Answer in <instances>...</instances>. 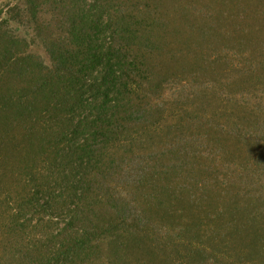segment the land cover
<instances>
[{"label":"trees","instance_id":"1","mask_svg":"<svg viewBox=\"0 0 264 264\" xmlns=\"http://www.w3.org/2000/svg\"><path fill=\"white\" fill-rule=\"evenodd\" d=\"M124 1L60 0L59 4L55 3L64 7L63 16L68 17L70 30L67 43L60 42V50L45 45L53 62L50 67L43 65L40 58L38 61L21 58L20 63V57L14 56L19 46L10 38L9 23L0 21V32L5 31L0 33V48L8 57L0 60V191L8 202L7 207L12 206L5 212L6 224H2L0 235L5 242L14 243L15 250L16 244L21 246L9 256L11 264H94L101 258L94 250L101 251L104 244L111 246L108 254L113 261L110 262L122 264L124 251L129 252L134 242H141L139 238L143 235L149 239L144 244L146 249L152 252L161 249V255L150 257L162 259L161 256L168 255V244L161 239L160 244L156 231L147 232L145 220L133 219L141 201L146 207L153 202L160 203L156 213L148 210V214L161 224L175 225L174 229L190 236L194 233L197 217L194 218L191 208L184 207L179 214L173 211L176 218L183 216L187 221L176 225L179 223L163 202L172 190L158 181L159 177L165 176L168 180L178 172L165 171L168 166L160 165L161 160L169 162L179 153L173 141V137H179L173 136L177 126L157 142L155 150L161 147L162 157L153 153L155 157L141 161L138 156L141 148L138 132L143 127L138 95L141 81L144 78L150 90H158L164 89L169 80L151 74H147V80L143 76L148 64L138 59L139 55L146 58L140 43L146 39L150 47L157 30L142 15L141 21L135 19V13L131 12L134 6L125 2L119 7ZM30 3L35 18L37 4L34 0ZM131 3L136 2L131 0ZM125 6L127 9L122 11ZM111 8H117L119 13ZM68 12L73 14L72 18ZM190 19L191 16L182 30L192 29L194 33L198 29L199 33L198 24L195 26ZM137 25L145 39L132 42ZM213 31L195 32L193 38L202 41V37ZM239 34H236L238 38ZM48 40L50 43L55 39ZM157 51L154 45L150 55L157 56ZM220 51L222 56L215 54L219 59L230 60L235 56L242 59L244 55L237 46ZM257 123L248 122L239 114L215 111L208 125L215 141L209 136L208 143L210 146H213L211 143L228 144L229 136L243 152L258 151L264 144V130L257 125L254 129L259 133L255 132L252 127ZM146 148L150 149L149 145ZM158 165L162 171H158ZM258 183L262 186H251L254 189L251 194L260 203L257 202L259 205L249 220L245 222L242 217L234 225L237 232L228 235V222L218 220L214 226H208L209 235L213 234L209 237L211 246L198 248L204 251L201 258L213 256L211 252L215 249L224 256L230 255L225 248H231L233 256L238 258L255 255L260 260L264 257L261 234L264 175H260ZM187 185L191 188V181ZM129 193L134 195L127 198ZM137 197L142 198L138 204ZM144 211L147 213V209ZM221 214L217 219H221ZM240 214L229 208L227 216L234 223ZM100 215L102 218H98ZM133 220L134 225L130 227L127 223ZM236 237L241 239L239 245ZM155 240L159 243L152 242ZM175 248L176 252L180 249ZM186 256L190 258L192 254ZM215 259L213 264H219ZM199 264L211 263L204 258ZM255 264H264V261Z\"/></svg>","mask_w":264,"mask_h":264},{"label":"rangeland","instance_id":"2","mask_svg":"<svg viewBox=\"0 0 264 264\" xmlns=\"http://www.w3.org/2000/svg\"><path fill=\"white\" fill-rule=\"evenodd\" d=\"M30 1L0 0V21L9 23V31L12 33L10 38L19 46L14 54L15 57L36 61L40 58L43 65L50 67L53 62L45 45L51 49L60 50V42L67 43L68 17L66 19L63 16L62 8L64 7L61 8L55 4H59L60 0H34L37 4L35 11L37 15L34 18ZM125 2L134 6L131 12L135 13V19L141 21L142 15L143 20H148L153 29L157 30L155 42L150 44V47L145 42V37H141L138 32L139 25L136 27V37L132 38V42L145 39L140 44L144 47L141 53H144L146 58L138 56L139 60L148 64L144 67L146 75L143 76L147 77V80L149 77L147 74L161 80H169V84L167 83L164 89L158 90H150L144 78L141 81V93L138 95L141 98L139 104H141L143 127L138 132L141 147L138 156L141 161L155 157L153 153L162 157L161 147L155 150L157 142H160L169 130L170 133L174 131V127L177 126L173 136L179 137H173V141L180 154L173 155L169 162L161 160L160 165L168 166L165 171L178 172L170 176L168 180L165 176L158 179L161 185L169 186L172 190L169 194L175 199H171L169 195L165 201H162L167 204V210L170 209L169 214L174 218L177 215H174L173 211L179 214L184 207H190L194 218L197 217V224L193 227L192 236L184 231L181 233L173 228L175 225L171 227L165 221L163 225L155 216L148 214V210L156 213L160 203L153 202L146 207V204L141 201L142 198L137 197V204L141 202L133 219L145 220L147 232L156 231L159 234L158 241L160 244H162L161 241L168 244L169 252L166 257L161 256L162 259H153L154 255L158 256L161 253V249H157L158 252L146 249L144 244H147L149 239L143 235L139 238L141 242H134L129 252L124 251L122 264H165V262L194 264V261L199 264L204 258L213 264L216 261L215 257L219 260V264H255L260 260L264 261V257L258 260L255 255L234 257L231 248H225L231 253L227 256L216 249L214 253L211 252L212 249H209L213 256L204 258H201L204 251L198 250V248L211 246L209 237L213 234L209 235L208 226H214L218 220L228 222L229 228L226 235L233 234L237 232L234 225L238 224L242 217L247 222L259 205L257 202L260 203L252 197L254 195L251 193L254 189L251 186L260 185L257 181L259 182L261 174L264 175V144L258 151L247 149L243 152L234 146L232 139H228V136V144L211 143L213 146H210L209 136H212L214 141L215 136L211 134V128L208 125L213 112L218 111L220 114V111H226L227 114H239L248 122H258L252 129L261 125V131L264 130V0H135V4H139L138 9L131 0H125L120 6L116 2V5L121 7ZM139 7L141 8L137 13ZM111 9L114 13H119L117 8ZM126 9L127 6L122 7L121 10ZM66 14L70 18L73 16L70 12ZM190 16L189 21L195 26L198 24L199 33L198 29L194 33L192 29L182 30V26L184 27ZM202 30L214 31L213 34L207 35L208 39L202 37V41H197L193 36H196L195 32L200 34ZM130 31L134 30L131 28ZM217 31L218 34L215 33ZM0 33L5 34V31ZM238 33H241L240 38L236 35ZM38 34L40 35L37 36ZM52 35L56 38H50ZM40 36L42 39L39 38ZM48 39L55 40L48 43ZM154 45L158 47V55L152 57L150 53ZM234 46L244 52L242 59L235 56L225 60L215 56V54L222 56L220 50L224 51ZM11 50L12 53L15 52L14 49ZM5 58L8 57L0 48V60ZM256 116L258 118H255ZM254 131L259 133L256 129ZM148 145L150 149L146 148ZM160 165L157 166L158 171L163 170L159 167ZM260 171L261 174L258 173ZM187 181L188 183L191 181V188H188ZM132 195L134 193H129L127 198ZM7 204L0 191L1 233L2 224H6L5 212L12 207H7ZM229 208H232V211L241 212L238 217H235L234 223H231L227 216ZM11 213H8V219ZM220 214L221 219H217ZM176 220L178 223L187 222L186 217L183 216L177 217ZM262 221L261 234L264 236V216ZM127 224L131 227L134 225V220ZM176 225L180 226V223ZM30 228L31 226H27V229ZM182 234L183 237H181ZM247 234L248 232H245V235ZM236 240L239 245L241 239ZM152 242L159 243L156 240ZM184 244L187 247H184ZM12 245L15 244L5 242L0 235V264H11L9 256L14 255L17 248L18 250L21 248L20 244H16L15 250ZM175 247L180 249L176 252ZM109 248H111L110 244H104L100 247L101 251L94 250V253L100 254L101 257L94 264H112L110 261H113V258L109 259L110 254H108ZM186 254H192V257L188 258Z\"/></svg>","mask_w":264,"mask_h":264}]
</instances>
